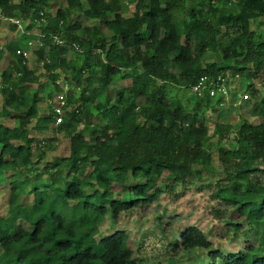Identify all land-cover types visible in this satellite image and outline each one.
<instances>
[{"label":"trees","instance_id":"obj_1","mask_svg":"<svg viewBox=\"0 0 264 264\" xmlns=\"http://www.w3.org/2000/svg\"><path fill=\"white\" fill-rule=\"evenodd\" d=\"M129 2L135 10L127 15ZM129 2L0 0L3 17L20 8L29 18L21 41L42 63L33 67L18 54L19 41L0 48V62L6 55L9 64L0 71V264H145L126 231L97 239L101 223L191 191L212 199L214 217L240 249L215 248L189 226L174 251L206 249L207 264H264V121H245L230 146L222 142L231 126L217 123L214 144L200 116L215 98L191 89L203 74L223 73L247 81L256 98L254 79L264 77V0ZM37 22L42 30L32 35ZM59 79L73 89L63 92ZM189 89L197 97L191 106L181 93ZM44 99L52 105L40 115ZM62 101L64 121L56 125L54 105ZM253 112L264 115V95ZM34 130L51 132L54 141L65 132L69 154L45 162ZM216 146L221 171L213 163Z\"/></svg>","mask_w":264,"mask_h":264},{"label":"rangeland","instance_id":"obj_2","mask_svg":"<svg viewBox=\"0 0 264 264\" xmlns=\"http://www.w3.org/2000/svg\"><path fill=\"white\" fill-rule=\"evenodd\" d=\"M22 0H14L15 3H20ZM129 2V0H128ZM135 3L129 2L130 15L134 12ZM61 7L66 5L62 4ZM21 9L16 10V17L21 20V27L19 31L12 28L10 23H6L3 20V15L0 13V48L5 47L8 42L19 41L18 45L20 49H24L27 46V41L22 40V32L25 26L29 24V18L22 15ZM49 11V15L53 8H46ZM74 14V18H81L79 12L76 10L71 11ZM104 31L107 32L103 25H100ZM254 27V25H253ZM41 23H38L31 30L35 34H39ZM35 41V40H34ZM5 44V45H4ZM35 47L40 48L41 44L34 42ZM3 49V48H2ZM75 50L70 49L68 52V59L72 60L75 57ZM29 64L32 66L42 67V63L38 62L32 53L29 57ZM9 64L5 59L0 62V69L7 67ZM67 73L62 70V79H64ZM69 75V72H68ZM229 84V98L222 100L219 104L216 103L217 99H214V104L208 109L205 115L200 116V121H204L210 128L211 142L217 144L219 134L214 129L217 123L230 125V129L225 134V139L222 142L225 146L235 144L239 127L246 121L258 124L264 121V115H257L253 112L255 105L260 104V99L264 95V77L261 75L254 79V85L252 90H257L256 98H252L251 92L247 91L248 82L241 79V77H228ZM41 83L45 82V78H41ZM122 86L129 85V83L122 82ZM40 84H34L31 87L37 88ZM59 86V85H58ZM61 87V86H60ZM31 88V89H32ZM59 88V87H58ZM62 88V87H61ZM30 89V90H31ZM60 89V88H59ZM63 89V88H62ZM68 90H62L63 92H69ZM46 92H49L50 88L46 87ZM40 92L42 90L40 89ZM74 91H71L73 93ZM61 90L56 91L54 95L60 97ZM183 102L190 103L191 100L195 102L197 97L189 89L182 91ZM174 95V93L172 94ZM53 101L50 100L49 103ZM190 103V106L193 104ZM43 104L45 110H40V115L49 114L50 107L47 100L44 99ZM48 104V105H47ZM83 125H80L82 128ZM65 132H60L57 138L52 140V133H40L34 130V134L38 136L37 149L39 153L46 152L47 157L45 162L52 161L56 156H65L70 152L71 139ZM214 134V135H213ZM213 163L218 170H223L224 165L218 159V148H213ZM217 179L214 177L213 180ZM207 178L204 183H206ZM1 185V184H0ZM214 202L209 198L206 193L203 192H188L186 195L181 196L179 199L173 198L171 195H162L157 202H155L148 210H130L123 212L119 218L115 219L111 214H108L101 223V230L97 236V239L108 236L115 230H124L129 236L138 243V250L135 253V257L142 260L145 264H207L208 262V250L196 247L193 249H182L174 251L173 244L181 234L189 226L199 227L204 234L213 242L215 248H228V251H238L240 249L239 244L231 243L227 240L221 222L217 220L213 215Z\"/></svg>","mask_w":264,"mask_h":264},{"label":"built area","instance_id":"obj_3","mask_svg":"<svg viewBox=\"0 0 264 264\" xmlns=\"http://www.w3.org/2000/svg\"><path fill=\"white\" fill-rule=\"evenodd\" d=\"M4 21L17 24L19 27H21L22 24L20 19L14 17H5ZM54 41L58 44H63L57 35L54 36ZM42 45L43 44L41 43L40 46ZM30 46H35L34 42H30ZM17 52L25 58H29L31 55V50L18 49ZM229 75L230 74L225 75L223 73H220L216 76H210L207 73L203 74L191 89L199 97L210 96L215 99L222 98L223 100H227L230 94V88L228 84ZM57 84L60 85L64 90H68V83H64L61 79L57 81ZM63 103L64 102L62 101L60 105H54L56 124H60L64 120V112L62 108Z\"/></svg>","mask_w":264,"mask_h":264},{"label":"crops","instance_id":"obj_4","mask_svg":"<svg viewBox=\"0 0 264 264\" xmlns=\"http://www.w3.org/2000/svg\"><path fill=\"white\" fill-rule=\"evenodd\" d=\"M4 22H6V21H4ZM6 23H9V22H6ZM10 25H13V24L10 23ZM18 29H19V27L16 29L17 32L19 31ZM31 30H32V29H31ZM31 30L28 31V32H29V33H32V35H33L34 33H33V31H31ZM35 34H36V33H35ZM37 35H39V34H37ZM15 42H18V41H15ZM1 48H2V47H1ZM6 57H7V56L5 55L3 59L6 60ZM28 59H29V58H28ZM1 61H2V60H1ZM6 61H7V60H6ZM7 62H8V61H7ZM31 66H32V65H31ZM33 67H34V66H33ZM3 68H6V67H3ZM0 71H1V69H0Z\"/></svg>","mask_w":264,"mask_h":264},{"label":"clouds","instance_id":"obj_5","mask_svg":"<svg viewBox=\"0 0 264 264\" xmlns=\"http://www.w3.org/2000/svg\"><path fill=\"white\" fill-rule=\"evenodd\" d=\"M14 18H17L16 16H13ZM5 18V17H4ZM4 18H3V20H4ZM18 19V18H17ZM30 34H32V33H30ZM39 44H41V43H39ZM43 44V43H42ZM43 46V45H42ZM32 53V52H31ZM64 121V120H63ZM61 124V123H60ZM60 124H56V125H60Z\"/></svg>","mask_w":264,"mask_h":264}]
</instances>
